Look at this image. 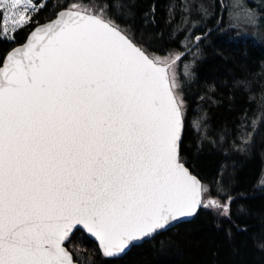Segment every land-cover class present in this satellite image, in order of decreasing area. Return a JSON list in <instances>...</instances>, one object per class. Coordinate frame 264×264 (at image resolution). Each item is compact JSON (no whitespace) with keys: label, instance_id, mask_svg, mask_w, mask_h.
<instances>
[{"label":"snow or ice","instance_id":"snow-or-ice-1","mask_svg":"<svg viewBox=\"0 0 264 264\" xmlns=\"http://www.w3.org/2000/svg\"><path fill=\"white\" fill-rule=\"evenodd\" d=\"M48 8L0 5V42L16 45L0 55V264H77L65 247L77 230L115 260L202 211L231 228L245 197L228 161L264 139V121L235 100L230 120L210 115L204 97L189 101L206 38L194 34L199 6L170 0L160 36L137 34L131 0H58L38 19ZM247 19L255 23L250 10ZM232 87L264 109V86ZM185 139L197 158L207 151L223 165L194 173Z\"/></svg>","mask_w":264,"mask_h":264},{"label":"trees","instance_id":"trees-1","mask_svg":"<svg viewBox=\"0 0 264 264\" xmlns=\"http://www.w3.org/2000/svg\"><path fill=\"white\" fill-rule=\"evenodd\" d=\"M224 1L216 0L212 19L203 23L202 17L198 18L201 26L195 28L194 34L206 38L200 44L201 54L192 69L193 79L191 87L187 89L189 101L194 99L200 103V98L204 97L203 103L208 106L210 115L219 120H230L234 114L229 108L235 100L237 110L245 107L249 110L250 119L264 121V109L259 107L260 97L245 103L247 97L239 90H235L233 97L232 87L241 78L256 92L260 86H264V39L261 42L244 39L231 29L227 25ZM39 2L43 3L44 0ZM57 2L48 0V10L41 12L38 19L46 20ZM80 2L59 0L60 4ZM131 3L135 13L131 23L137 29V34L146 32L160 36L157 24L166 22L170 0H131ZM26 33L27 30L18 34V43L25 40ZM13 46L0 42V55ZM191 59L189 55L188 60ZM185 63L184 60L179 62L178 73L181 76ZM182 154L188 160V166L201 177L211 176L224 163L221 156L207 151L201 152L197 158V152L188 139L184 141ZM228 163L235 168L237 194L245 197L243 201L237 200L233 204L234 212L241 204L245 210L238 213L240 219H234L231 228L202 211L190 221L133 246L119 259L106 260L99 253L97 244L79 230L72 235L66 247L78 264H264V247H261L264 244V189L257 187L264 166V139L257 135L252 150Z\"/></svg>","mask_w":264,"mask_h":264},{"label":"rangeland","instance_id":"rangeland-1","mask_svg":"<svg viewBox=\"0 0 264 264\" xmlns=\"http://www.w3.org/2000/svg\"><path fill=\"white\" fill-rule=\"evenodd\" d=\"M9 0H0V5L8 3ZM199 6L200 15L197 16L193 11V17H197L196 27L201 26L198 18L202 17L203 23L212 19L215 16L216 0H194ZM226 21L227 25L237 31L241 38H251L257 42L264 39V0H225ZM237 3L240 7H237ZM254 14L255 23H250L247 19L248 11ZM9 24H11L12 13H7ZM202 23V24H203ZM0 27H3V20H1ZM179 64L177 66L178 71ZM257 187L264 189V166L261 176L257 183Z\"/></svg>","mask_w":264,"mask_h":264},{"label":"water","instance_id":"water-1","mask_svg":"<svg viewBox=\"0 0 264 264\" xmlns=\"http://www.w3.org/2000/svg\"><path fill=\"white\" fill-rule=\"evenodd\" d=\"M23 42H24V41H23ZM23 42H22V43H23ZM15 46H16V45H15ZM192 218H193V217L187 218V219H185L183 222L190 221ZM183 222H181V223H183ZM172 228H173V227H172ZM75 232H76V231H75ZM75 232H74V233H75ZM90 239H91V238H90ZM91 240L94 241V239H91ZM67 242H68V241H67ZM94 242H95V241H94ZM95 243H96V242H95ZM96 244H97V243H96ZM97 246H98V245H97ZM65 247H66V245H65ZM66 248H67V247H66ZM67 249H68V248H67ZM130 249H131V248H130ZM130 249H129V250H130ZM68 250H69V249H68ZM129 250H128V251H129ZM69 251H70V250H69ZM128 251H127V252H128ZM70 252H71V251H70ZM127 252H126V253H127ZM126 253H125V254H126ZM72 255H73V254H72ZM73 258H74V257H73ZM77 264H78V262H77Z\"/></svg>","mask_w":264,"mask_h":264}]
</instances>
